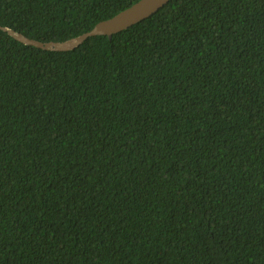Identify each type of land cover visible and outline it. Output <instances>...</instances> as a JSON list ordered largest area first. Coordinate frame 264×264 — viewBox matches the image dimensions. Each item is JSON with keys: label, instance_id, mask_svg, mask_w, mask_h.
Returning a JSON list of instances; mask_svg holds the SVG:
<instances>
[{"label": "trees", "instance_id": "trees-1", "mask_svg": "<svg viewBox=\"0 0 264 264\" xmlns=\"http://www.w3.org/2000/svg\"><path fill=\"white\" fill-rule=\"evenodd\" d=\"M139 0H0L65 41ZM0 264H264V0H170L49 50L0 28Z\"/></svg>", "mask_w": 264, "mask_h": 264}, {"label": "water", "instance_id": "water-1", "mask_svg": "<svg viewBox=\"0 0 264 264\" xmlns=\"http://www.w3.org/2000/svg\"><path fill=\"white\" fill-rule=\"evenodd\" d=\"M169 1L170 0H139L126 9L120 11L113 17L100 21L90 31L67 39L65 41L44 42L38 39L24 36L21 33H18L10 28L1 25L0 28L9 32V34L13 35L16 39L23 43L49 50L65 51L80 46L86 39L91 36H95L98 34H107L109 36H112L115 33L121 32L122 30H125L133 26L134 24L152 16L161 8H163Z\"/></svg>", "mask_w": 264, "mask_h": 264}]
</instances>
